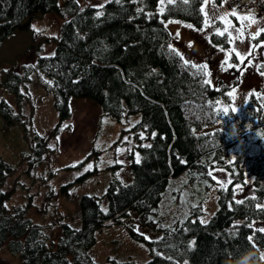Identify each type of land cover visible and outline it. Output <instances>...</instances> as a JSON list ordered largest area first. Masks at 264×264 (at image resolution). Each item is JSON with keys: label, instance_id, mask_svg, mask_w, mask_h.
I'll return each instance as SVG.
<instances>
[{"label": "trees", "instance_id": "16d2710c", "mask_svg": "<svg viewBox=\"0 0 264 264\" xmlns=\"http://www.w3.org/2000/svg\"><path fill=\"white\" fill-rule=\"evenodd\" d=\"M157 2L105 0L98 7L79 5L77 0H64L62 6L57 0H0V42L17 28H28L37 12L56 10L65 16L53 50L38 53L32 65L45 77L42 86L53 94L56 125L70 114V95L94 99L118 121L124 117L128 121L131 113L140 115L131 125L140 151V158L130 163L132 179L108 182L105 209L94 194L81 193L80 224L61 220L54 242L49 243L43 226L27 215V204L7 203L13 188L3 183L13 167L0 156V246L6 242L21 264H102L88 250L95 232L106 218L117 220L129 208L136 209L139 222L161 231L148 238L129 228L151 253L142 264H237L253 252L256 264H264L260 252L264 232L249 224L264 217V92L251 90L239 111L226 106L229 115H221L218 109L225 106L217 101H230V85L205 84L206 69L200 70L204 64L185 59L170 45L171 33L163 21L178 18L200 27L202 2L189 7L168 0L160 13L155 10ZM210 38L229 44L226 33L212 32ZM261 38L264 30L254 40ZM257 69L264 74V59L257 62ZM29 72L12 70L1 81L17 103ZM0 116L7 121L18 116L1 96ZM233 120L240 121L243 139L252 132L254 149L228 140L227 130L214 126ZM34 136L37 153L45 139ZM236 143L238 148L231 152ZM215 165L224 167L230 179L218 186L217 208L202 221L198 214L216 182L209 175ZM247 173L252 174L253 192L234 198L233 185L243 183ZM69 183L61 189L66 191ZM187 199L189 211L166 221L172 208L165 209L164 204L172 202L176 209L175 200L182 207ZM106 264L134 262L107 257Z\"/></svg>", "mask_w": 264, "mask_h": 264}, {"label": "rangeland", "instance_id": "374dc122", "mask_svg": "<svg viewBox=\"0 0 264 264\" xmlns=\"http://www.w3.org/2000/svg\"><path fill=\"white\" fill-rule=\"evenodd\" d=\"M77 1L79 5L99 7L105 0ZM166 1L158 0L155 9L158 13ZM57 3L62 6L64 0H57ZM201 9L204 22L200 27L184 19H163L171 33L170 45L185 59L206 65V73H210L206 76L212 85L218 86L221 82L230 85L229 92L233 93L230 101L219 102L239 111L251 90L264 92V74L257 69V62L264 59V38L254 40L264 30V0L256 3H250V0H208L201 3ZM233 12L237 15L233 16ZM246 15L256 21L251 27L238 18ZM64 17L56 10L37 12L28 28H17L0 42V96L6 98L18 114L12 121L0 116V156L13 167L3 187L13 188L7 203L27 204V215L43 226L49 243L56 240L61 220L73 226L80 224L78 198L81 193L94 194L105 209L104 191L108 182L113 178L130 181L133 177L131 160L140 158L131 127L132 121L140 117L139 113L127 115L128 121L127 117L118 121L105 113L94 99L70 95V114L56 125L58 112L53 94L42 86L45 77L32 65L38 53L53 50ZM218 31L225 32L228 42H232L227 46L213 42L210 34ZM233 48L245 57L243 62L232 53ZM229 64L233 67H228ZM25 69L30 72L21 84L22 95L17 103L13 93L1 86V81L9 71L24 72ZM214 126L228 130L230 124L218 121ZM35 134L45 139L37 153L33 149ZM243 140L248 149L256 147L252 132ZM236 148L237 143L231 152ZM210 172L216 182L209 188L203 211L198 214L202 221L217 208L218 186L226 185L230 179L228 171L221 165L213 166ZM66 182L70 183L64 191L61 185ZM252 192L250 173L246 174L243 183L233 185L234 198ZM190 201L194 202L195 198ZM175 202L176 209H173L172 202L164 204L165 209L172 208L166 221L189 211V199L182 207ZM249 224L264 229V217L253 218ZM130 227L148 238L161 233L139 222L136 209L129 208L117 220L106 218L96 230L95 241L88 249L93 259L102 264H106L107 257L130 259L134 264L147 260L151 255L149 248L142 239L130 233ZM260 252L264 254L263 247ZM0 264H21L18 254L10 252L6 242L0 246Z\"/></svg>", "mask_w": 264, "mask_h": 264}, {"label": "snow or ice", "instance_id": "6c2138e0", "mask_svg": "<svg viewBox=\"0 0 264 264\" xmlns=\"http://www.w3.org/2000/svg\"><path fill=\"white\" fill-rule=\"evenodd\" d=\"M201 2H204V3H207L208 0H178V3L180 5H188L189 7L192 5V4H197V3H201ZM257 0H250V3H256ZM169 3H172V0H169ZM173 9H169V11H172ZM185 11H187L188 9L185 8L184 9ZM201 11H203V9H201ZM233 16H236L237 13L236 12H233L232 13ZM239 19H241L242 21H245V22H248V27H251L252 24L256 23L255 19H253L251 16H240L238 17ZM188 27H191V25H187ZM36 31H40L39 29H36ZM227 30H225L226 32ZM239 31V30H237ZM253 31H255V29H253ZM225 32H220L218 31L217 34L218 35H225ZM228 35L230 36L231 33H228ZM237 40H239V36L236 37ZM229 42L231 43L232 40H229ZM240 43H243V41H240ZM223 51V49H222ZM232 53H234L236 55V57L241 61L243 62L245 60V57L244 56H241L239 52L236 51L235 48L232 49ZM231 55V53H230ZM193 67H195V65H193ZM228 67H233V65L229 64ZM206 68V65L204 66H201L200 70L203 71L204 69ZM227 70V69H225ZM207 75H210V73H206ZM205 84H208L210 85L211 84V80H205L204 81ZM233 93H229V95H232ZM217 103H220L219 101H217ZM219 112H222L223 114H228V108H221V109H218ZM232 112H236L237 110L235 108H232L231 110ZM67 127V126H66ZM209 175H211V173H209ZM259 231H262L264 232V229H260ZM249 240H252V237H249ZM261 258H264V254H262Z\"/></svg>", "mask_w": 264, "mask_h": 264}, {"label": "clouds", "instance_id": "9594fccd", "mask_svg": "<svg viewBox=\"0 0 264 264\" xmlns=\"http://www.w3.org/2000/svg\"><path fill=\"white\" fill-rule=\"evenodd\" d=\"M221 115L228 116L229 114H221ZM225 135L228 140L238 141L240 145H243L244 143L239 120H233L231 122ZM249 262H251V264H256V254L254 252L247 255L246 258L239 260L237 264H249Z\"/></svg>", "mask_w": 264, "mask_h": 264}]
</instances>
